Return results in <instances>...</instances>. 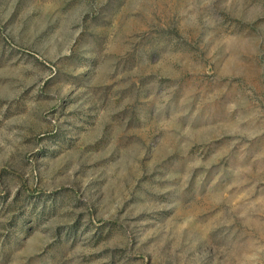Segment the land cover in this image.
Returning <instances> with one entry per match:
<instances>
[{
	"label": "rangeland",
	"instance_id": "1",
	"mask_svg": "<svg viewBox=\"0 0 264 264\" xmlns=\"http://www.w3.org/2000/svg\"><path fill=\"white\" fill-rule=\"evenodd\" d=\"M0 264H264V0H0Z\"/></svg>",
	"mask_w": 264,
	"mask_h": 264
}]
</instances>
